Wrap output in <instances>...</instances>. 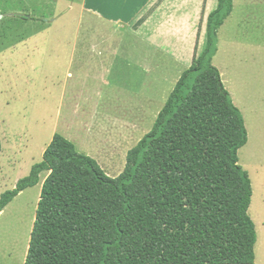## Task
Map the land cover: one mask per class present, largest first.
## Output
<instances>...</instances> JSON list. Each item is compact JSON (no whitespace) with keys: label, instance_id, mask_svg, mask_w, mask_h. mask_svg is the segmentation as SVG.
I'll list each match as a JSON object with an SVG mask.
<instances>
[{"label":"trees","instance_id":"16d2710c","mask_svg":"<svg viewBox=\"0 0 264 264\" xmlns=\"http://www.w3.org/2000/svg\"><path fill=\"white\" fill-rule=\"evenodd\" d=\"M233 9L234 0H218L202 53L118 177L56 133L43 160L1 195L3 211L49 172L25 264H256L253 186L239 159L249 133L213 64Z\"/></svg>","mask_w":264,"mask_h":264},{"label":"rangeland","instance_id":"374dc122","mask_svg":"<svg viewBox=\"0 0 264 264\" xmlns=\"http://www.w3.org/2000/svg\"><path fill=\"white\" fill-rule=\"evenodd\" d=\"M242 1L235 0V13L227 23L229 28L223 31L224 58L219 57L222 49L219 37L213 64L224 72V84L233 101V97L245 101L250 117L247 126L251 141L240 150L239 159L253 186L249 213L258 233L256 264H264V0H249L248 4L252 2L250 11L245 8L244 16L240 18ZM216 7L217 0H210L208 9L201 8L199 24L195 26L197 44L194 57L205 46L208 11ZM127 33L128 30H121V35L128 36ZM112 34L113 30L105 28L94 13L87 9L82 11L81 0H0V198L6 191L14 189L17 182L28 176L32 167L43 160L54 135L64 136L63 130L68 129L75 137L74 141L66 138L75 144L79 153L98 162V155L104 153L115 139L116 131L121 129L115 126L122 125L136 111L132 104L137 107L143 104L146 107L145 121L140 128L137 126L134 139L125 141L124 151L115 152L116 163H124V171L126 150L134 148L156 121L153 117L148 118L151 113L150 106H147L148 98L154 97L152 112L161 110L183 72L189 68L183 71L179 67L187 64L181 63L177 67L181 72L169 71L165 78L158 77V74H145L139 67L144 64L142 54L145 56V46L133 38L138 35L130 32L128 37L131 41L123 47L127 52L131 47H136L135 54L142 52L135 61L124 60L125 56L120 53L115 67L117 71L107 78L115 87L113 90L103 87L94 92L98 94L99 101L93 106L92 101L85 102L81 97L82 91L95 83V78L88 77L86 83L80 77L79 55L76 54L74 62L70 40ZM168 42L177 52L184 51L178 39ZM182 58L186 59L187 53ZM157 59L158 56L153 55L152 63H158ZM68 71L74 76L68 77ZM178 75L180 77L175 82ZM78 101L82 106L81 112L74 111L73 106ZM93 117L100 124L99 131L83 134V124ZM108 173L113 177L121 174ZM48 175L49 172L42 173L37 186L19 194L2 211L0 264H25L42 185Z\"/></svg>","mask_w":264,"mask_h":264},{"label":"crops","instance_id":"0c3cea01","mask_svg":"<svg viewBox=\"0 0 264 264\" xmlns=\"http://www.w3.org/2000/svg\"><path fill=\"white\" fill-rule=\"evenodd\" d=\"M248 2L249 0L242 1L241 8L243 9L241 10L240 18L241 16H244L243 14L245 13V8L246 11L248 10V8L250 11L252 2L250 1L249 4ZM209 4L210 0H81L82 11H85L86 9L91 11L103 22V26L105 28H111V30H113L114 32V34L112 35H106L94 39L90 37H84L80 39L77 37L74 40H70L71 44L73 45V58H76L77 53L79 55L80 77H83L86 83L88 77L95 78V83H93L91 86L87 85L89 87H86V91H82L83 95L81 98L84 99L85 102L92 101L93 106L97 105L99 101L97 97L98 94H94V92L100 91V89H102L103 87L109 88L110 90H113V88L115 87L112 82L107 80V78L109 76H112V74L117 71L115 70V67L117 62L119 61L118 56L120 57V53L122 52V54L125 56L123 58L124 60L130 59L131 61H135L136 56L142 52V50H140L138 54H135L136 47L129 48V51L127 52V48L125 49L123 47L124 45L127 46L129 41H131V39L128 37L130 32L132 33V35H138L133 38L139 41L142 46H145V56H143L142 54L144 64L139 66L142 68L145 74H158V77L165 78L169 71L174 72L176 70V72L178 71V73L181 72L177 69V67H179L178 65L181 63L187 64L179 67L182 68L183 71L186 68H190L196 58L194 57L193 53L197 40L195 26L199 24L201 8L208 9ZM190 8H193L194 10L191 11ZM234 8H236L235 0ZM211 12L212 10L208 11L207 18ZM234 13L235 9H233L232 14L219 30L218 37H220L221 48L223 31L229 28V25L227 23L230 21ZM121 30H128V36L121 35ZM233 34L234 29L231 36H233ZM175 39H178V43L183 45L182 48L184 49V51L182 53L177 52L176 49L173 48V45L169 44L168 42V40L174 41ZM203 49L204 48H202V51ZM202 51L199 53V55L202 53ZM221 51L222 49H220V53ZM184 53H187L186 59L182 58V55ZM153 55L158 56V63H152ZM221 74L223 77V82L225 83L224 72L221 71ZM73 76L74 74L71 73V71H68V77ZM179 77V75L176 77L175 82ZM174 84L172 86H174ZM90 93L91 95H87ZM108 98L109 100L112 99L110 95L108 96ZM153 98L154 97L150 96L147 100V106H150L149 111H151L148 118L153 117L152 119L156 120L159 112L162 109H157L152 112L151 109L155 105L152 103ZM233 98L236 105L239 104V109H241L244 114L246 127L248 129L247 121L250 117H248L247 115L248 112L245 107L246 105H244L245 101H242V99L240 100V98L239 101H237L235 97ZM80 105L81 104L78 101L75 106H73L76 109L74 111L81 112L82 106ZM132 106L136 111H134V113H131V118L123 122L122 125H114L116 128L121 129L116 131L115 139H113L112 142H110V145L105 148L104 153L101 154L102 156L98 155V162L100 166L111 177L113 176L108 172L115 174L122 173L124 164L116 163L117 159L115 157V152L124 151L125 141L127 140L128 142L134 139L137 131V126L138 128H140L145 121L143 119H146V114H144V110L146 107L143 104H140L138 107L134 104H132ZM128 110L133 111L129 107ZM96 121L97 120L95 119V117L85 121L82 128L84 132L82 133L85 134L95 132V130H97L98 132L99 130L97 128L100 127V124ZM57 124L58 122L56 123V126ZM96 124L98 125V127H95ZM81 125L82 124H80L79 129ZM151 128L152 126L150 127V130ZM67 130L68 129L63 130L64 137H67L72 141L76 140L71 132ZM82 140H84V138H82ZM250 141L251 135L249 131V143ZM249 143H247V146L249 145ZM129 150L130 148L126 150L125 156H127ZM105 153L107 154V157L105 156ZM105 162H107L108 165H105ZM116 177L118 176L116 175Z\"/></svg>","mask_w":264,"mask_h":264},{"label":"bare ground","instance_id":"6f19581e","mask_svg":"<svg viewBox=\"0 0 264 264\" xmlns=\"http://www.w3.org/2000/svg\"><path fill=\"white\" fill-rule=\"evenodd\" d=\"M223 48H224V45H223ZM223 48H222V51H221V53H220V55H219V57H220V59H222V58H224V54H222L223 52H224V50H223ZM220 62H222L221 60H219ZM224 61L226 62V60L224 59ZM236 98V97H235ZM237 101H239V97L237 98ZM247 151V150H246ZM248 152V154H251L249 151H247ZM245 153V152H244ZM247 154V153H246ZM256 158V157H255ZM256 160V159H255ZM254 206H255V204H254ZM253 206V207H254ZM255 211V210H254Z\"/></svg>","mask_w":264,"mask_h":264},{"label":"water","instance_id":"95a60500","mask_svg":"<svg viewBox=\"0 0 264 264\" xmlns=\"http://www.w3.org/2000/svg\"><path fill=\"white\" fill-rule=\"evenodd\" d=\"M2 213V211L0 210V214Z\"/></svg>","mask_w":264,"mask_h":264}]
</instances>
